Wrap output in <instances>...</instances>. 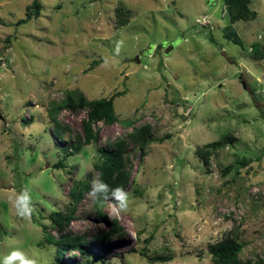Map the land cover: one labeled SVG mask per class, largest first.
<instances>
[{"label":"rangeland","instance_id":"obj_1","mask_svg":"<svg viewBox=\"0 0 264 264\" xmlns=\"http://www.w3.org/2000/svg\"><path fill=\"white\" fill-rule=\"evenodd\" d=\"M37 1L39 15L19 26L34 0H0V258L19 250L32 264H101L95 256L104 264H212L209 244L227 233L245 242L242 258H264V156L222 173L264 153V57L251 49L264 43V0H252L255 20L234 24L242 45L225 36L223 0ZM70 89L88 99L126 90L115 112L135 121L95 123L97 141L58 168L60 147L82 136L87 117L86 108H63L56 118L72 137L53 130L50 103ZM145 123L156 140L144 158L131 156L127 210L109 198L106 219L98 218L91 187L66 230L53 226L51 212L70 211L74 181L88 173L98 181V148ZM225 134L235 141L205 163L196 149ZM22 192L27 217L15 206ZM114 217L125 233L95 240ZM45 233L84 235L86 254L67 251L56 262L58 245Z\"/></svg>","mask_w":264,"mask_h":264},{"label":"trees","instance_id":"obj_2","mask_svg":"<svg viewBox=\"0 0 264 264\" xmlns=\"http://www.w3.org/2000/svg\"><path fill=\"white\" fill-rule=\"evenodd\" d=\"M226 7V14L229 19V25L226 27L225 36L232 39L235 43L242 45V40L238 35L235 23L239 21L255 20L258 16V12L251 7L252 0H223ZM40 13V4L37 0L33 2V8L28 7L26 17L17 20L16 24L21 25L31 20L33 16L37 17ZM119 26L128 24L129 19L125 17L124 11L118 8ZM0 24H3L0 18ZM252 53L259 59L264 57V43L260 41L253 42L251 45ZM101 60H94L93 65H96ZM126 93L124 91H117L109 97H101L88 99L83 92L78 89H70L65 92L64 98L58 102L52 101L48 109V121L53 124V130L61 135V132H67L71 139L68 126H63L57 120L56 114L63 108L78 109L86 108L87 117L82 121V136L76 134L72 137L70 143L67 146L60 147L62 149L63 157L57 163L55 167H66L65 158L77 154L80 152L83 146L93 144L97 141L98 131L94 129L93 125L97 122H103L111 125L116 122L122 123L124 126H133L135 119L119 120L118 115L115 112L114 101L117 97L123 96ZM25 123H31L27 120ZM156 138L153 135V125L151 123L141 124L134 126L132 130L127 131L125 136L117 137L113 141H108L105 146L99 147V159L94 164L95 169L99 172L98 181H103L110 186V188H121L123 191L134 180L132 173L131 156L133 153L139 152L141 157H145L147 154L148 146L155 141ZM235 141V137L230 134L220 136L219 139L211 141L196 149L197 155L203 159L205 163L210 161V156L217 152L219 149ZM264 156V153L258 157L241 158L234 163L228 164L222 171L224 175L230 172L235 167L244 168L248 166L253 160H260ZM92 187L91 173H88L85 179L74 181L70 190V196L72 198L69 205L70 211L63 213L62 211H53L50 213V219L53 226H56L60 231L64 232L67 226L71 223L73 218V210L84 196L85 192L89 191ZM138 193V189H135ZM105 201H100L96 198L94 203L95 214L98 218L106 219L103 212V206ZM125 233L124 228L120 225L116 217L111 219V224L107 230L101 231L94 237L95 240L108 241L112 238L122 236ZM84 235H72L62 234L58 238L50 233H45L44 242L49 244L56 243L58 246L55 252L56 262L61 263L63 261V255L67 251H80L82 254H86V250L83 248L85 245ZM245 242L239 240L231 233H227L222 239L215 243L209 244V254L211 256L212 264H264V258H242L241 253L244 249ZM159 261H167L168 257L158 256L154 258ZM88 260V259H87ZM86 260V261H87ZM100 260L101 264H104V260L101 257L95 256L91 262Z\"/></svg>","mask_w":264,"mask_h":264},{"label":"clouds","instance_id":"obj_3","mask_svg":"<svg viewBox=\"0 0 264 264\" xmlns=\"http://www.w3.org/2000/svg\"><path fill=\"white\" fill-rule=\"evenodd\" d=\"M91 194L100 201H105L109 198L114 199L118 202L121 210H127L126 194L121 188L112 189L103 181L93 180ZM15 206L19 216H29L32 211L30 196L26 192H22L16 197ZM0 264H32V261L27 259L23 252L13 250L6 256L0 258Z\"/></svg>","mask_w":264,"mask_h":264}]
</instances>
